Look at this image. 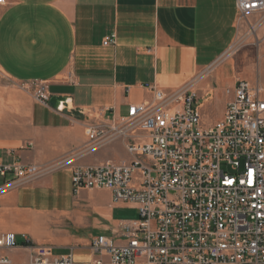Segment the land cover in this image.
<instances>
[{"label":"crops","instance_id":"0c3cea01","mask_svg":"<svg viewBox=\"0 0 264 264\" xmlns=\"http://www.w3.org/2000/svg\"><path fill=\"white\" fill-rule=\"evenodd\" d=\"M242 20L236 0H4L0 162L37 166L41 176L27 184L0 178V236L14 234L20 244L49 245L56 256L73 257L74 247L64 244L83 239L64 243L52 231L68 215L63 198L71 192L72 169L105 162L113 147L123 149L117 143L92 156L97 152L89 153L84 124L97 110L110 109L120 119L130 105L152 104L153 87L169 97L170 110L171 99L187 90L199 102L211 101L224 85L220 62ZM106 38L114 44L104 46ZM234 84L227 83L226 103ZM39 85L49 98H69L70 104L63 111L40 104ZM114 205L133 206L111 201L101 218L116 227L121 221H113ZM3 253L11 264L31 260L27 249Z\"/></svg>","mask_w":264,"mask_h":264},{"label":"built area","instance_id":"2783aa9c","mask_svg":"<svg viewBox=\"0 0 264 264\" xmlns=\"http://www.w3.org/2000/svg\"><path fill=\"white\" fill-rule=\"evenodd\" d=\"M236 9L243 20L264 14V0H236ZM151 90L152 104L130 105L120 119L97 110L84 124L89 153L119 143L130 159L73 168L72 195L106 190L113 204L138 214L94 237L95 258L86 264H264L262 91L236 81L222 119L204 124L195 91L172 98L170 110L169 97ZM36 100L48 106L44 85ZM40 176L37 166L0 162L2 179L27 184ZM20 248L31 251L29 264H74L71 253L56 256L10 233L0 236V264H11L3 251Z\"/></svg>","mask_w":264,"mask_h":264},{"label":"rangeland","instance_id":"374dc122","mask_svg":"<svg viewBox=\"0 0 264 264\" xmlns=\"http://www.w3.org/2000/svg\"><path fill=\"white\" fill-rule=\"evenodd\" d=\"M239 28L237 41L230 48L229 52L220 62V70L224 78V85L211 101L202 103L201 112L206 114L204 124L215 123L218 116L223 115L226 101L229 94L226 92L227 83L238 80H246L252 87L262 91L261 97L264 99V14L248 15L242 20ZM248 25H252L249 30ZM0 83H7L0 71ZM100 151V150H99ZM103 156L102 152L92 156ZM109 160L115 162L128 161L130 157L121 147H113L108 154ZM65 193L63 201L68 203V215L61 221L57 228L52 231L57 240L68 241L73 236L83 240L78 244L64 245L73 246V263L86 264L94 260V255L88 246L93 237L105 233L107 227H114L112 222L106 223L101 215L109 209L111 203L110 196L102 190L93 192H83L75 197L71 192ZM113 221L137 220L135 207H112ZM78 245V246H77ZM106 264L107 261L105 260Z\"/></svg>","mask_w":264,"mask_h":264},{"label":"water","instance_id":"95a60500","mask_svg":"<svg viewBox=\"0 0 264 264\" xmlns=\"http://www.w3.org/2000/svg\"><path fill=\"white\" fill-rule=\"evenodd\" d=\"M63 105L62 108H60V105ZM70 104L69 98H63L58 96H52L48 100V106L56 111H63L67 108V106Z\"/></svg>","mask_w":264,"mask_h":264},{"label":"bare ground","instance_id":"6f19581e","mask_svg":"<svg viewBox=\"0 0 264 264\" xmlns=\"http://www.w3.org/2000/svg\"><path fill=\"white\" fill-rule=\"evenodd\" d=\"M62 107H63V105L61 104V105H60V108H62Z\"/></svg>","mask_w":264,"mask_h":264}]
</instances>
